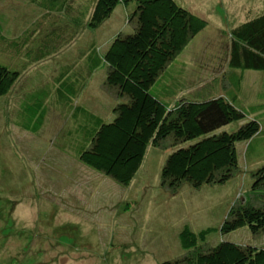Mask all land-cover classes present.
I'll list each match as a JSON object with an SVG mask.
<instances>
[{
  "label": "trees",
  "instance_id": "1",
  "mask_svg": "<svg viewBox=\"0 0 264 264\" xmlns=\"http://www.w3.org/2000/svg\"><path fill=\"white\" fill-rule=\"evenodd\" d=\"M31 1L42 9L44 18L61 14L64 21L38 32L36 41H31L30 29L17 37L7 36L0 22V50L10 52L12 60H21L13 65L0 55V97L10 92L30 64L57 54L81 31L102 24L120 5L132 31L118 32L103 53L92 39L79 52V60L61 64L50 83L27 91L14 118L16 127L36 134L58 115L69 125L65 138L72 140L75 158L120 185L131 182L150 145L171 148L160 170L161 185L171 191L183 182L195 188L226 182L239 170V142L246 143V162L264 158V145L255 146L264 131L255 115L256 108L264 106V11L232 26L223 43L217 41L225 46L226 56V71L217 76L222 84L232 86L231 92H222L217 82L218 93L207 94L216 87L212 83L190 96L183 93L179 78L187 65L173 62L207 20L175 0H134L131 12L127 5L133 0ZM218 57L215 52L203 55L206 62L201 66L212 64L218 69L210 62L223 63ZM101 66L106 69L102 87L113 97L110 116L97 112L87 97L89 78ZM245 70L263 72V89L254 100L258 102L247 104L248 108L237 102ZM233 123L237 124L234 130L225 128ZM249 176L252 184L245 198L229 208L218 229L222 234L241 227L253 234L264 230V164ZM216 230L207 227L195 232L184 225L178 233L183 253L160 264H264V247L225 240L206 244L207 236Z\"/></svg>",
  "mask_w": 264,
  "mask_h": 264
},
{
  "label": "rangeland",
  "instance_id": "2",
  "mask_svg": "<svg viewBox=\"0 0 264 264\" xmlns=\"http://www.w3.org/2000/svg\"><path fill=\"white\" fill-rule=\"evenodd\" d=\"M175 1L207 20V26L173 62L187 65L179 77L183 93L190 95L214 83L216 87L207 94H216L220 90L217 82H221L217 75L226 71L225 46L217 41L223 43L232 26L264 11V0ZM133 9L134 0L127 5V10ZM62 21L61 14L44 18L42 9L31 0H0V22L9 37L30 29L31 41H36L38 32ZM131 31L120 5L102 24L81 31L57 54L30 64L10 92L0 97V264H160L183 253L178 233L184 225L195 232L217 229L207 236L210 246L225 240L264 247V230L256 234L247 227L223 234L218 230L231 205L243 200L252 184L250 176H245L248 166L242 162L243 155L239 172L226 182L199 188L183 182L171 191L160 183V170L171 148L150 145L131 182L120 185L75 158L72 140L65 138L69 125L58 115L36 134L16 127L14 118L27 91L50 83L61 64L79 60V52L85 51L92 39L103 53L118 32ZM208 41L210 45L202 44ZM200 46H206L203 52ZM212 52L223 61L210 59L218 67L215 70L212 64L201 66L206 62L203 55ZM8 53L11 55L0 50L1 58L20 65V58L12 60ZM261 73L243 72L237 102L245 108L258 102L252 96L260 86ZM105 76L102 66L93 72L87 97L96 111L106 116L113 97L102 87ZM221 85L224 92L226 84ZM256 111L264 125V106ZM236 126L233 123L225 128L234 130ZM256 141L264 145V131ZM242 145L237 144L239 152ZM255 158V162L263 160Z\"/></svg>",
  "mask_w": 264,
  "mask_h": 264
},
{
  "label": "crops",
  "instance_id": "3",
  "mask_svg": "<svg viewBox=\"0 0 264 264\" xmlns=\"http://www.w3.org/2000/svg\"><path fill=\"white\" fill-rule=\"evenodd\" d=\"M262 76H263V75H262V73H261V75L259 76V78H260L259 85H260V86H258V89H254V90H255V93H254V95L252 96L254 100L258 98L261 89H263V85L261 84V82H262ZM224 78H225V77H224ZM224 78H222V79H224ZM226 78H227V77H226ZM224 81H225V82H224ZM224 81H223L224 83L228 82V81L225 80V79H224ZM226 89L229 90V91L231 92V90H232V86H228V85L226 84ZM263 127H264V126H263ZM255 144H256L255 146L259 145V141H256ZM261 146H262V145H259V146H258V149L262 148ZM241 148H242V150H240V154H241V155H243L244 152L247 153V150H248V149H246V143H244V144L241 146ZM242 162H244L245 166H246V165L248 166V170H247V172L245 171V172H246L245 176L247 175V178H248V176H249L248 173H251V171L254 170V169H256L257 166H260V165L264 164V158H263L262 161H259V162H250V163H248V162H246V158H245V156L243 155V157H242ZM249 165H250L251 167H250ZM239 170H240V169H239ZM239 170H238V172H239ZM242 174H244V171H243Z\"/></svg>",
  "mask_w": 264,
  "mask_h": 264
}]
</instances>
